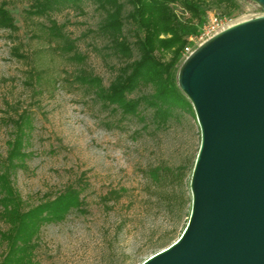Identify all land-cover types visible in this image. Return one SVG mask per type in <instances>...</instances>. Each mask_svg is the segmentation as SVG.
I'll list each match as a JSON object with an SVG mask.
<instances>
[{
    "label": "rangeland",
    "instance_id": "1",
    "mask_svg": "<svg viewBox=\"0 0 264 264\" xmlns=\"http://www.w3.org/2000/svg\"><path fill=\"white\" fill-rule=\"evenodd\" d=\"M238 2L241 7L231 14L233 23L264 15L257 2ZM31 3L9 2L19 26L15 38L9 30L0 29V158L6 156L15 130L10 117L16 119L27 111L32 121L25 140L29 156L13 172L17 190L27 205H32L47 193H56L70 183L80 184L90 210L87 214L73 211L61 223L44 225L39 264H141L165 248L149 249L147 244L157 226L167 222L162 213H149L153 204L146 198L148 189L167 185L152 183L145 170L158 164H183L191 169L201 144L200 126L192 113L181 108L165 128L145 126L137 118L118 120L73 80L80 67L99 75L105 85L114 77L113 60L104 57L98 50L100 40L88 33L97 28L99 12L87 4L84 12L68 9L53 16L77 39L79 51L86 56L78 62L53 48L57 41L50 40L44 27L48 18L29 16L26 11ZM222 13L219 8L210 11L204 25ZM194 37L187 38L186 46L193 44ZM15 44L21 46L24 58L13 53ZM185 57L184 49L182 61ZM190 181L188 171L179 187L189 189L192 199ZM115 187L133 189L135 195L107 213L98 199ZM3 250L0 243V255Z\"/></svg>",
    "mask_w": 264,
    "mask_h": 264
},
{
    "label": "trees",
    "instance_id": "2",
    "mask_svg": "<svg viewBox=\"0 0 264 264\" xmlns=\"http://www.w3.org/2000/svg\"><path fill=\"white\" fill-rule=\"evenodd\" d=\"M31 1L26 12L31 17L48 18L49 24L44 27L50 40L57 41L53 48L78 62L86 60V56L79 51L77 39L72 38L65 31V24H59L53 16L68 9L84 12L87 4L99 12L97 28L89 29L88 33H94L100 40L98 50L104 57L113 60L110 67L114 77L105 85L99 75L80 67L73 80L83 85L118 120L137 118L145 122V126L153 124L156 128L167 127L178 115V108L196 117L192 103L178 86L187 38L200 32L209 12L215 8L223 11L222 17L232 18L231 14L241 7L238 0ZM9 2H0V29L9 30L15 38L19 26L8 8ZM13 46V53L24 58L21 46ZM166 55L170 57L165 59ZM10 120L15 130L8 140L6 156L0 158V243L4 245L0 264H39L44 225L61 223L73 211L87 214L90 211L88 200L83 195V186L70 183L56 193L45 194L39 202L27 205L14 185L13 172L22 167L29 156L25 140L32 125L31 115L23 111ZM195 161L191 169L183 164L175 167L158 164L145 170L152 183L167 185L164 189H148L146 198L153 204L148 207L149 213L156 210L167 220L155 229L147 244L149 249L169 246L186 228L192 199L188 196L189 189L179 186L188 171L192 175ZM80 181L86 182L82 177ZM130 195L134 196L135 190L115 187L100 194L98 200L103 211L109 213ZM181 224L184 226L179 231Z\"/></svg>",
    "mask_w": 264,
    "mask_h": 264
},
{
    "label": "water",
    "instance_id": "3",
    "mask_svg": "<svg viewBox=\"0 0 264 264\" xmlns=\"http://www.w3.org/2000/svg\"><path fill=\"white\" fill-rule=\"evenodd\" d=\"M178 86L201 129L191 215L178 239L141 264H264V15L200 44Z\"/></svg>",
    "mask_w": 264,
    "mask_h": 264
},
{
    "label": "built area",
    "instance_id": "4",
    "mask_svg": "<svg viewBox=\"0 0 264 264\" xmlns=\"http://www.w3.org/2000/svg\"><path fill=\"white\" fill-rule=\"evenodd\" d=\"M261 16L256 15L254 17ZM253 17V18H254ZM238 23V22H237ZM236 23L232 22V18L227 17H217L211 18L202 28V30L195 35L194 42L191 45L186 46L185 53L186 57L191 54L200 44H202L207 39L211 38L220 31L234 25ZM185 57V58H186Z\"/></svg>",
    "mask_w": 264,
    "mask_h": 264
}]
</instances>
